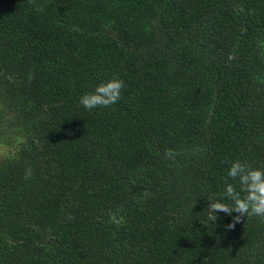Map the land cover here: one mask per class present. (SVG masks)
Segmentation results:
<instances>
[{"label":"trees","instance_id":"1","mask_svg":"<svg viewBox=\"0 0 264 264\" xmlns=\"http://www.w3.org/2000/svg\"><path fill=\"white\" fill-rule=\"evenodd\" d=\"M2 143L0 264H264L205 209L264 166V0H0Z\"/></svg>","mask_w":264,"mask_h":264},{"label":"clouds","instance_id":"2","mask_svg":"<svg viewBox=\"0 0 264 264\" xmlns=\"http://www.w3.org/2000/svg\"><path fill=\"white\" fill-rule=\"evenodd\" d=\"M124 87V81L117 77L101 80L80 96L79 103L88 110L115 105L121 99ZM165 155L175 159L177 152L168 149ZM206 200L207 220L215 225L221 212L232 217L228 229L247 217L264 219V166L253 167L239 159L232 161L219 195L213 194Z\"/></svg>","mask_w":264,"mask_h":264},{"label":"rangeland","instance_id":"3","mask_svg":"<svg viewBox=\"0 0 264 264\" xmlns=\"http://www.w3.org/2000/svg\"><path fill=\"white\" fill-rule=\"evenodd\" d=\"M10 149L11 148L6 146L5 144H0V157L8 155L11 152Z\"/></svg>","mask_w":264,"mask_h":264}]
</instances>
